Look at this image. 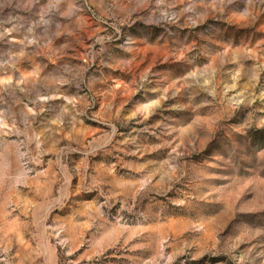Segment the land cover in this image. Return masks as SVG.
I'll list each match as a JSON object with an SVG mask.
<instances>
[{"label": "rangeland", "instance_id": "1", "mask_svg": "<svg viewBox=\"0 0 264 264\" xmlns=\"http://www.w3.org/2000/svg\"><path fill=\"white\" fill-rule=\"evenodd\" d=\"M0 264H264V0H0Z\"/></svg>", "mask_w": 264, "mask_h": 264}]
</instances>
